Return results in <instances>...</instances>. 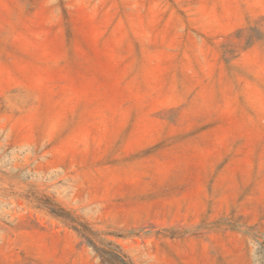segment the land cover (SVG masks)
<instances>
[{
    "label": "rangeland",
    "instance_id": "rangeland-1",
    "mask_svg": "<svg viewBox=\"0 0 264 264\" xmlns=\"http://www.w3.org/2000/svg\"><path fill=\"white\" fill-rule=\"evenodd\" d=\"M264 264V0H0V264Z\"/></svg>",
    "mask_w": 264,
    "mask_h": 264
},
{
    "label": "trees",
    "instance_id": "trees-1",
    "mask_svg": "<svg viewBox=\"0 0 264 264\" xmlns=\"http://www.w3.org/2000/svg\"><path fill=\"white\" fill-rule=\"evenodd\" d=\"M120 263L121 264H126L122 259H120Z\"/></svg>",
    "mask_w": 264,
    "mask_h": 264
}]
</instances>
